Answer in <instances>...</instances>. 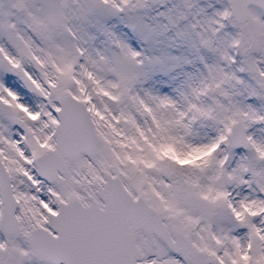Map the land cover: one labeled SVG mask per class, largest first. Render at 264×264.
<instances>
[{
  "label": "snow or ice",
  "instance_id": "obj_1",
  "mask_svg": "<svg viewBox=\"0 0 264 264\" xmlns=\"http://www.w3.org/2000/svg\"><path fill=\"white\" fill-rule=\"evenodd\" d=\"M0 264H264V0H0Z\"/></svg>",
  "mask_w": 264,
  "mask_h": 264
}]
</instances>
